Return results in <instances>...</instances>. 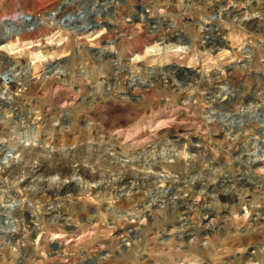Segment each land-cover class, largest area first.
Returning a JSON list of instances; mask_svg holds the SVG:
<instances>
[{
  "label": "rangeland",
  "instance_id": "374dc122",
  "mask_svg": "<svg viewBox=\"0 0 264 264\" xmlns=\"http://www.w3.org/2000/svg\"><path fill=\"white\" fill-rule=\"evenodd\" d=\"M96 1L69 0L58 21L64 0H0V26L40 23L0 38V264H264V0ZM55 87L71 103H52Z\"/></svg>",
  "mask_w": 264,
  "mask_h": 264
},
{
  "label": "bare ground",
  "instance_id": "6f19581e",
  "mask_svg": "<svg viewBox=\"0 0 264 264\" xmlns=\"http://www.w3.org/2000/svg\"><path fill=\"white\" fill-rule=\"evenodd\" d=\"M69 0H64V2L63 3H61L57 8H56V10L54 11V12H52L50 15H47L48 17H50V20H58V21H60L61 20V18H59L58 19V15L60 14V13H58V12H63L64 10L65 11H67V10H69L70 9V6L71 5H73L71 2H68ZM110 0H97L96 1V3H98V6L99 7H103V5H106V4H110V2H109ZM55 4V3H54ZM37 6V5H36ZM53 6V5H52ZM38 7H40V6H38ZM34 8V7H33ZM116 8H118V7H116ZM89 9V8H88ZM80 10H85L84 8H81ZM115 10V9H114ZM119 11V10H118ZM115 13H117L116 11H114ZM66 13V12H65ZM79 13V12H78ZM62 14V13H61ZM71 14V13H70ZM70 14H69V16L68 17H66L63 21H62V25H68V27L69 26H73V28H75V27H80V26H82V25H84L85 24V20H87V19H85L86 17H84L83 16V14L82 15H77V16H74V18L72 17V16H70ZM86 15L85 16H88V15H90V12L88 11V12H86L85 13ZM114 14V13H113ZM64 15V14H63ZM97 16V15H96ZM30 18V20H25V18ZM14 18V17H13ZM248 18V17H247ZM90 19V18H89ZM240 19V18H239ZM17 22H12V23H10L9 21H13V19H11L10 17H5V18H3V21L2 22H4V24L3 25H1L0 27H2V30H1V32H0V38H2V39H4V40H9L12 36H14V35H18L19 36V34L20 33H22L23 31H25V32H28V33H31V32H33L34 31V29H37L36 27L37 26H39V22H38V19H36V18H34V17H32V16H29V15H24V14H19L18 16H17ZM92 20H94V19H92ZM19 22H21L20 24H19ZM42 22V21H41ZM88 22V21H87ZM239 22H241V20H239ZM1 23V22H0ZM22 23H24L25 25H26V28H22V27H20L21 26V24ZM94 23V22H93ZM95 23H97V22H95ZM75 26V27H74ZM25 27V26H24ZM86 25L84 26V28L83 29H80V28H78L79 30H83V32H86L87 31V29H86ZM67 28V27H66ZM169 28V30H170V34H169V36L168 37H166V40L167 41H170V40H176V41H180V42H182L183 40L185 41V39H186V36L183 34V32H180L179 30H173L172 28V26H169L168 27ZM202 28V27H201ZM1 29V28H0ZM77 29V30H78ZM130 29V28H129ZM213 29V27H212V25H211V27L209 26V28L208 29H202L203 30V35H202V38H203V40H204V43H206V44H208V40H210V38L212 37L211 35V37H209V36H207V35H209L210 33H211V30ZM78 30V31H79ZM4 31V33H2ZM24 33V32H23ZM153 34V33H152ZM233 36V35H232ZM153 37V36H152ZM188 38V37H187ZM236 40H237V38L238 37H234ZM44 39V38H43ZM231 40H232V38H231ZM234 40V39H233ZM211 41V40H210ZM235 41V40H234ZM32 42V41H31ZM43 43V42H42ZM240 43V42H239ZM223 44V43H222ZM48 45V44H47ZM161 45V44H160ZM183 46V45H182ZM182 46H179V47H176V49H174L173 51H171V53H172V56H175V59H176V61L178 60V56H180V55H183L184 54V47H182ZM208 46V45H207ZM226 46V45H225ZM211 48V47H210ZM241 48V47H240ZM149 50V49H148ZM157 51V50H156ZM241 51H242V53H249V46L248 45H245L242 49H241ZM207 52V51H206ZM141 53V52H140ZM161 54V53H160ZM203 55V54H202ZM162 56V55H161ZM184 56V55H183ZM181 57V56H180ZM142 60V59H141ZM134 61V60H133ZM181 61V60H180ZM178 62V61H177ZM223 63V62H222ZM176 64V63H175ZM57 66V65H56ZM64 66V65H63ZM139 67V66H138ZM63 68V67H62ZM174 68H176L178 71H181L182 69H181V67H179V66H176V65H174ZM10 69V68H9ZM184 69V68H183ZM187 73L188 72H190V70H189V68H188V70L187 69H184ZM11 71H12V69H11ZM46 71V70H45ZM60 71V70H59ZM171 71V70H170ZM7 73L6 74H8V73H10V71L9 70H7L6 71ZM211 73V72H210ZM185 74V73H184ZM149 75V74H148ZM173 75V74H172ZM9 77V76H8ZM54 78V77H53ZM5 81V80H4ZM150 85V84H149ZM191 85V84H190ZM260 86V85H259ZM32 87V86H31ZM34 87V86H33ZM50 88L51 87H53V86H49ZM38 87H36L35 89H37ZM63 88V87H62ZM5 89V88H4ZM34 90V89H33ZM6 91V90H5ZM210 95V94H209ZM74 96V95H73ZM51 102L52 103H54V104H62V105H67L68 104V102H70L71 101V98H70V95H69V93L68 92H66L65 90H62V89H60V88H57V87H55L54 88V90L51 92ZM49 103V102H48ZM51 103V104H52ZM71 103V102H70ZM104 103V102H103ZM102 103V105H101V107L100 108H108V110L111 112V111H115V110H120L121 109V104L119 103H114V102H111L110 100H105V103L103 104ZM95 108V107H94ZM97 108V107H96ZM104 110V109H103ZM126 110V109H125ZM256 111H257V109H256ZM110 115V114H109ZM189 117V116H188ZM164 118L166 119L167 117H165L164 116ZM112 119V118H111ZM172 119V118H171ZM190 119V118H189ZM105 120V119H104ZM173 120V119H172ZM163 121H165L166 122V120H163ZM170 121V120H169ZM251 121V120H250ZM162 122V121H161ZM160 122V124H158V126H156V128H155V130H157V129H159V128H161V126L163 125V123H161ZM171 122V121H170ZM218 122V121H217ZM167 123V122H166ZM230 123V122H229ZM178 124V123H177ZM206 124V123H205ZM204 124V125H205ZM213 124V123H212ZM215 124V123H214ZM186 125V124H185ZM206 125H208V123L206 124ZM210 125V124H209ZM220 125V124H219ZM225 125V124H224ZM233 125V124H232ZM166 126H167V124H166ZM227 126H228V124H227ZM163 127V126H162ZM171 127V126H170ZM194 127V126H193ZM209 127V126H208ZM211 128V127H210ZM169 129V128H168ZM168 129H166V130H168ZM172 131H175V132H178L179 131V129H180V127L178 126V125H173L172 126ZM216 129V128H215ZM191 130V129H190ZM207 131H210V130H207ZM161 132V131H160ZM212 132H214L213 130H212ZM155 133V132H154ZM157 133V132H156ZM114 134H116V135H114V136H121L122 137V139L123 140H121V141H123V143L125 144V143H133V140H131L129 137H131V136H129V135H124L123 134V132L121 131V130H116V132L114 133ZM163 134V133H162ZM148 135V134H147ZM146 136V135H145ZM103 138V137H102ZM147 138V137H146ZM165 141H167V139H165ZM34 142V141H33ZM144 143V142H143ZM167 142H164L163 144H164V146H165V144H166ZM136 144H138L137 142H136ZM112 145V144H111ZM151 145V144H150ZM153 145H154V143H153ZM33 146V145H32ZM89 146V145H88ZM156 146V145H155ZM261 146V145H260ZM154 147V146H153ZM185 147V146H184ZM264 147V146H263ZM98 148V147H97ZM167 148V147H166ZM151 149H152V147H151ZM151 149H149L150 151H152ZM164 149V148H163ZM162 149V150H163ZM261 149V148H260ZM105 150L106 151H108V156H110V158H113L112 157V155H116V150H115V148H114V146L113 147H109V148H106L105 147ZM254 150H256V149H254ZM43 151H45V150H43ZM101 151H103L102 149H101ZM112 151V152H111ZM258 151V150H257ZM257 151H256V153H257ZM20 152V151H19ZM45 152H47V153H49L48 151H45ZM255 152V151H254ZM262 152V151H261ZM21 153H22V151H21ZM20 153V154H21ZM40 153V152H39ZM105 153V152H104ZM153 153V152H152ZM158 153V152H157ZM242 153V152H241ZM45 154V153H44ZM154 154V153H153ZM46 155V154H45ZM44 155V156H45ZM66 156L67 155V153H63V156ZM22 156H23V154H22ZM22 156H20V158L22 157ZM42 156V155H41ZM103 156V155H102ZM253 156H255V155H253ZM258 156V155H257ZM260 156V155H259ZM31 157V156H30ZM97 157V156H96ZM95 157V158H96ZM240 157V156H239ZM29 158V157H28ZM98 158V157H97ZM100 158V157H99ZM109 158V159H110ZM146 158H147V156H146ZM177 158V157H176ZM243 158V157H242ZM16 159H18V158H16ZM24 159V158H23ZM39 159V158H38ZM41 159V158H40ZM93 159V158H92ZM115 159H116V161L117 162H119V163H117V165H120V163H121V161H120V159L117 157V155L115 156ZM154 159V158H153ZM239 159V158H238ZM15 160V159H14ZM12 161L11 160V163H14L15 161ZM21 160V159H20ZM36 160V159H35ZM45 160V159H44ZM98 160V159H97ZM145 160V159H144ZM149 160H151V159H149ZM148 160V161H149ZM162 160V159H161ZM17 161V160H16ZM30 161V160H29ZM40 161V160H39ZM78 161V160H77ZM88 161V160H87ZM93 161V160H92ZM102 161H103V159H102ZM104 161H106V160H104ZM257 161L259 162V163H262V161L263 160H261V159H258L257 158ZM20 162V161H19ZM70 162H71V160H70ZM76 162V161H75ZM107 162V161H106ZM111 162V161H110ZM163 160H162V164H161V166H162V169L160 168V170H166V169H169V168H166V169H163V167H165L164 166V164H163ZM238 162H240V161H238ZM10 163V164H11ZM17 163V162H16ZM73 163V162H72ZM72 163H70V164H67V168H69L68 170H70V172H71V175H73V174H77V173H79V166H74V165H72ZM80 163V162H79ZM94 163H95V160H94ZM101 163V162H100ZM99 163V164H100ZM103 163V162H102ZM171 163V162H170ZM175 163V162H174ZM15 164V163H14ZM39 164H42V162H40ZM37 165L35 168H34V173L35 172H38L40 169H41V166L43 165ZM48 164V163H47ZM58 164V163H57ZM60 164V163H59ZM64 164H66V163H64ZM83 164V163H82ZM96 164V163H95ZM104 164V163H103ZM107 164H109V163H107ZM114 164V163H113ZM168 164V163H167ZM172 164V163H171ZM242 164V163H241ZM7 164H6V162H4V163H2L1 164V167L3 168V169H5L7 166H6ZM13 165V164H12ZM35 165V164H34ZM89 165V164H88ZM102 165V164H101ZM121 165H130V166H128V167H133V164H132V162L131 161H129L128 163H121ZM29 166V165H28ZM31 166V165H30ZM63 166V165H62ZM85 166H86V164H85ZM95 166V165H94ZM110 166V165H109ZM123 166V167H124ZM172 166V165H171ZM234 166V165H233ZM8 167H9V165H8ZM34 167V166H33ZM61 167V166H60ZM89 167V166H88ZM114 167H116V164H115V166H113V168ZM144 167V166H143ZM188 167V166H187ZM240 167V166H239ZM96 168V167H95ZM101 168H103V167H101ZM109 168V167H108ZM112 168V167H111ZM137 168V167H136ZM204 168V167H203ZM202 168V169H203ZM65 169H66V167H65ZM85 169H87V168H85ZM97 169V168H96ZM105 169V168H104ZM129 169V168H128ZM143 169V168H142ZM149 169V168H148ZM159 169V168H158ZM173 169V168H172ZM184 169V168H183ZM188 169V168H187ZM2 170V169H1ZM90 170V169H89ZM125 170V169H124ZM131 170V169H130ZM135 170V169H134ZM144 170V169H143ZM153 170V169H152ZM177 170V169H176ZM198 170V169H197ZM83 172H84V169L82 170ZM94 171V170H93ZM122 171V170H121ZM132 171V170H131ZM130 171V172H131ZM136 171V170H135ZM138 171V170H137ZM168 171V170H167ZM170 171V170H169ZM173 171V170H172ZM194 171H196V170H194ZM202 171V170H201ZM31 172H32V170H31ZM95 172V171H94ZM100 172V171H99ZM105 172V171H104ZM115 172V171H114ZM134 172V171H133ZM140 172V171H139ZM166 172V171H165ZM178 172V171H177ZM176 172V173H177ZM193 172V171H192ZM192 172H188V173H185L186 175L187 174H189V173H192ZM200 172V171H199ZM61 173H63V174H65V172H64V170H62L61 171ZM87 173H89V172H87ZM126 173V172H125ZM128 173V172H127ZM138 173V172H137ZM155 173V172H154ZM179 173V172H178ZM184 173V172H183ZM3 174V173H2ZM37 174V173H36ZM97 174V173H96ZM95 174V175H96ZM100 174V173H99ZM120 174V173H119ZM140 174V173H139ZM145 174V173H144ZM167 174V173H166ZM185 174H183L182 176H184ZM6 175V174H5ZM33 175V174H32ZM32 175H31V177H32ZM106 175V174H105ZM111 175V174H110ZM129 175V174H128ZM128 175H126L125 176V178H127V177H129ZM132 176H134V174H131ZM136 175V174H135ZM162 175V174H161ZM164 175V174H163ZM179 175V174H178ZM7 176V175H6ZM20 176V175H19ZM101 176V175H100ZM158 176V175H157ZM170 176V175H169ZM4 177V176H3ZM89 178H92L93 179V172H92V174L90 175V176H88ZM97 177V176H96ZM153 177H155V176H153ZM160 176H158V177H156V178H159ZM164 177V176H163ZM173 177V176H172ZM179 177V176H178ZM181 177V176H180ZM185 177V176H184ZM99 178V177H98ZM108 178V177H107ZM110 178V177H109ZM116 178H118V177H116ZM124 178V179H125ZM144 178H145V176H144ZM155 178V179H156ZM166 178V177H165ZM167 178H169V177H167ZM174 178V177H173ZM193 178V177H192ZM191 178V179H192ZM103 179V178H102ZM112 179V178H111ZM110 179V180H111ZM164 178H162L161 180H163ZM170 179H171V177H170ZM177 180H178V178H176ZM175 179V180H176ZM180 179V178H179ZM194 179V178H193ZM9 180V179H8ZM78 180V179H77ZM91 180V179H90ZM100 180V179H99ZM143 180V179H142ZM22 181V180H21ZM57 181V180H56ZM113 181V180H112ZM192 181V180H191ZM37 182V181H36ZM41 182V181H40ZM71 182H72V177H68L67 179H65V180H63L62 182H61V185H60V187H58L57 188V191H60V189H62V188H67V186H69L70 184H71ZM100 182V181H99ZM99 182L97 181V189L99 188V189H102V187H101V185L100 186H98L99 185ZM109 182H111V181H109ZM118 182V181H117ZM23 183H26L27 184V180H23ZM75 183V182H74ZM101 183V182H100ZM187 183V182H186ZM17 184V183H16ZM21 184V183H20ZM88 184V183H87ZM125 183H123V182H120V186H122V185H124ZM75 185V184H74ZM148 185V184H147ZM31 186V185H30ZM92 187H94L93 185L92 186H89V185H87V187L85 188V189H87V190H89V189H91ZM1 188V187H0ZM31 188V187H30ZM21 189V188H20ZM23 189V188H22ZM41 189V188H40ZM98 189V190H99ZM103 190V189H102ZM151 190V189H150ZM153 190V189H152ZM114 191V190H113ZM123 191H124V189H123ZM124 194V193H123ZM122 194V195H123ZM113 195H117V196H119L118 198H120V192L118 191V193L117 194H115V193H113ZM137 202L138 201H140L139 199L138 200H136ZM18 201H14V203H11V205H10V209H9V212L10 211H12L13 209H14V207L16 208V207H18L19 206V204L21 203L20 201V203L18 202ZM9 208V207H8ZM18 210H19V208H18ZM128 211V210H127ZM133 211V210H132ZM131 212V211H130ZM216 214V213H215ZM211 215V214H210ZM21 217V216H20ZM29 217H30V215H29ZM211 217V216H210ZM213 218V217H212ZM35 220V219H34ZM13 221V220H12ZM70 221V220H69ZM56 227V226H55ZM54 227V228H55ZM74 227V226H73ZM72 227V228H73ZM47 230V229H46ZM44 231V230H43ZM57 231V230H56ZM48 232V231H47ZM51 232V231H50ZM56 233V232H55ZM169 233V232H168ZM51 234V233H50ZM64 234V233H63ZM58 235H60V234H58ZM65 235V234H64ZM72 235H74L73 233H72ZM57 237H54L53 239H56ZM67 239V238H66ZM67 240H69V239H67ZM75 240V239H74ZM71 242H73V241H71ZM46 244V243H45ZM63 245V244H62ZM66 247V246H65ZM62 252V251H61ZM23 256V255H22ZM248 258V257H247ZM97 259H99V258H97ZM251 260V259H250ZM70 264V263H69Z\"/></svg>",
  "mask_w": 264,
  "mask_h": 264
}]
</instances>
